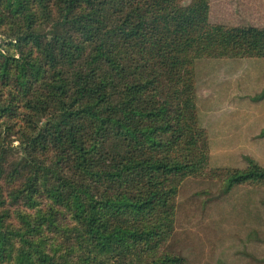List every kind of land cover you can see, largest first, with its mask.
<instances>
[{
	"label": "trees",
	"instance_id": "16d2710c",
	"mask_svg": "<svg viewBox=\"0 0 264 264\" xmlns=\"http://www.w3.org/2000/svg\"><path fill=\"white\" fill-rule=\"evenodd\" d=\"M210 0H0V264H185L178 187L264 186L208 165L199 57H264V26Z\"/></svg>",
	"mask_w": 264,
	"mask_h": 264
},
{
	"label": "rangeland",
	"instance_id": "374dc122",
	"mask_svg": "<svg viewBox=\"0 0 264 264\" xmlns=\"http://www.w3.org/2000/svg\"><path fill=\"white\" fill-rule=\"evenodd\" d=\"M209 21L264 26V0H210ZM194 69L207 166L243 167L253 155L264 166V57H199ZM230 184L209 176L179 184L165 248L185 264H264V186Z\"/></svg>",
	"mask_w": 264,
	"mask_h": 264
},
{
	"label": "crops",
	"instance_id": "0c3cea01",
	"mask_svg": "<svg viewBox=\"0 0 264 264\" xmlns=\"http://www.w3.org/2000/svg\"><path fill=\"white\" fill-rule=\"evenodd\" d=\"M232 136H233V135H232ZM248 136H249V135H248ZM253 157H254L255 159H257V157H255V155H253ZM255 159H254V160H255ZM256 161H257V160H256Z\"/></svg>",
	"mask_w": 264,
	"mask_h": 264
}]
</instances>
